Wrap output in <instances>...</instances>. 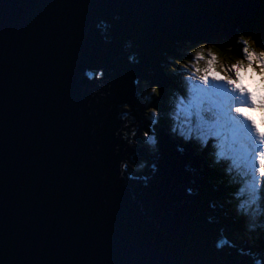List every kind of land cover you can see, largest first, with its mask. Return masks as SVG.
I'll use <instances>...</instances> for the list:
<instances>
[{"label": "snow or ice", "instance_id": "6c2138e0", "mask_svg": "<svg viewBox=\"0 0 264 264\" xmlns=\"http://www.w3.org/2000/svg\"><path fill=\"white\" fill-rule=\"evenodd\" d=\"M35 3L78 9L89 15V29L70 19L58 35L38 41L33 24L27 34L21 29L23 43L10 59L0 28V264H264V177L256 187L262 146L240 117L243 127L228 157L219 154L220 137L182 134L181 120L190 119L193 127L216 120L217 109L207 100L199 115L193 108L190 117L179 116L177 105L191 103L195 95L190 86L213 95L223 89L226 98L235 94L212 81L205 87L185 80L176 64L191 60L189 49L200 44L242 53L241 34L264 47V0ZM104 9L125 11L105 15ZM12 61L19 69L15 83L8 76ZM27 84L36 100L25 92ZM153 85L159 96L149 93ZM21 96V126L36 136L37 150L30 161L21 158L19 214L9 224L4 153L9 112ZM71 101L81 139L64 148L62 125ZM226 107L235 116L231 102ZM149 108L159 114H146ZM125 190L127 201L121 199ZM131 207L139 220L130 217ZM48 246L55 252L75 248L78 255L84 249L89 256L12 258L16 250L39 255ZM173 250L184 258H152ZM145 253L149 258L140 259Z\"/></svg>", "mask_w": 264, "mask_h": 264}, {"label": "clouds", "instance_id": "9594fccd", "mask_svg": "<svg viewBox=\"0 0 264 264\" xmlns=\"http://www.w3.org/2000/svg\"><path fill=\"white\" fill-rule=\"evenodd\" d=\"M238 44H243L240 49L242 56L232 51L231 46L221 48L217 45L200 44L189 49L191 60L176 61L180 68L185 70L184 79L195 84L207 87L209 81L224 85L229 92L235 95L226 98L223 89L217 90L215 94L205 93L203 89L190 86V91L195 93L192 102L189 104L177 105L179 116L190 117L192 109L195 108L199 115L201 105L207 100L217 109L216 120L212 123L201 120L197 127L191 125L190 119L180 121L181 132L185 135L196 134L202 139L209 136L220 137V155L228 157L234 154L233 143L243 127L240 120L251 125L253 134L261 144V152L264 153V47L256 44L251 36L245 37L241 34L237 38ZM175 71L174 66H170ZM98 78V77H97ZM151 93L159 96V86L153 85ZM231 102V111L235 116L229 115L227 104ZM125 110L128 105L124 106ZM205 111L209 109L204 108ZM153 116L158 115V110L149 108L147 113ZM178 118V117H177ZM230 125V127H229ZM226 132L227 135H222ZM134 135V133H132ZM147 137V133H144ZM259 157V154H258ZM235 163V161H234ZM259 167L256 171V187L260 186L261 177H264V159H258ZM126 167V165L122 166ZM254 202V201H253Z\"/></svg>", "mask_w": 264, "mask_h": 264}, {"label": "water", "instance_id": "95a60500", "mask_svg": "<svg viewBox=\"0 0 264 264\" xmlns=\"http://www.w3.org/2000/svg\"><path fill=\"white\" fill-rule=\"evenodd\" d=\"M0 4H3L4 7L0 9V28H3L9 45V58L11 59L12 52H17L16 48L17 43H23L21 37V29L24 30V33L27 34L33 24H36L40 32V36L37 38L43 40L47 35L59 34L58 30L62 29L65 24H67L70 19L78 20L79 25H82L84 29H89L90 17L88 14L81 12L78 9H60L56 7H42L35 3V0H0ZM105 15H111L114 12H124L122 9H104L102 10ZM129 16H132V11L128 10L126 13ZM61 49L63 48V40L60 42ZM70 50V49H69ZM60 53H56L57 58ZM29 59H31L29 57ZM34 63V62H33ZM9 73L8 76L12 83L16 82V73L19 70L18 64L15 61H12L9 64ZM70 73V79L74 82L75 73L71 66L68 68ZM99 78V77H98ZM32 87L31 84H27L24 87L25 92ZM34 100L37 99L35 93L28 92ZM23 97H17L14 107L9 112L8 126L9 131L7 133V142L5 144V161H6V187H7V198L10 201L9 208L7 210V220L9 224H13L19 214V205L17 203L18 197L16 195L19 190L21 179L23 175V165L21 164V158L24 161H30L32 153L37 149L32 147V143L36 141V136L31 133H25L24 128L21 126V102ZM125 110V108H124ZM62 118L63 115H62ZM79 127L76 124V101H71L68 103V112L66 113V119L62 125V135L61 140L63 141L62 147L67 148L70 143L74 140L81 139V136L77 134V128ZM42 128H38L37 132L42 133ZM31 141V142H30ZM86 145L80 146L79 151H84ZM124 166V165H122ZM121 199L127 201L129 199V194L125 190L121 194ZM129 215L133 220H139L140 214L135 207H131L129 210ZM199 243V241H198ZM195 247V245H194ZM14 248V245H13ZM15 250V248H14ZM17 251V255L12 258L15 259H57V260H75V259H85L88 258L89 253L84 250H79V255L77 254L76 249L74 248L72 252L65 250L64 252H55L52 246L45 247L39 255L36 254L35 250L29 253L27 251L20 252ZM110 254L113 259H116L115 249L110 250ZM94 258H100L97 255ZM103 258H108L105 255ZM119 258H126L124 255H121ZM140 259L149 258L147 253L139 257ZM154 259H177L184 258L180 254H176L173 250L172 254L159 255L152 257Z\"/></svg>", "mask_w": 264, "mask_h": 264}, {"label": "rangeland", "instance_id": "374dc122", "mask_svg": "<svg viewBox=\"0 0 264 264\" xmlns=\"http://www.w3.org/2000/svg\"><path fill=\"white\" fill-rule=\"evenodd\" d=\"M253 39H254V38H253ZM254 40H255V39H254ZM256 44H257V43H256ZM257 45H258V44H257ZM235 53H236V52H235ZM236 54H238V56H239V53H236ZM240 56H242V53H241ZM142 83H143V82H142ZM150 90H151V88H150L148 91H149L150 94H152ZM152 95H154V94H152Z\"/></svg>", "mask_w": 264, "mask_h": 264}, {"label": "trees", "instance_id": "16d2710c", "mask_svg": "<svg viewBox=\"0 0 264 264\" xmlns=\"http://www.w3.org/2000/svg\"><path fill=\"white\" fill-rule=\"evenodd\" d=\"M234 52H236V53H239V56L241 55V53L240 52H238L237 50H235L234 49ZM238 55V54H237ZM182 94H183V92H182ZM238 190V189H237Z\"/></svg>", "mask_w": 264, "mask_h": 264}]
</instances>
